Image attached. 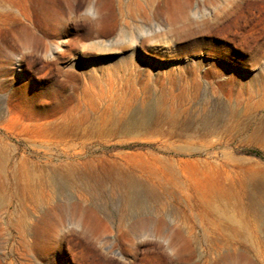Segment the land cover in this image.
<instances>
[{
	"label": "rangeland",
	"instance_id": "1",
	"mask_svg": "<svg viewBox=\"0 0 264 264\" xmlns=\"http://www.w3.org/2000/svg\"><path fill=\"white\" fill-rule=\"evenodd\" d=\"M11 1L0 264H264V196L251 203L264 192V0H191L183 15L167 0L142 21L97 0ZM128 176L143 182L140 209L122 196ZM211 187L258 219L226 220L236 208L204 204Z\"/></svg>",
	"mask_w": 264,
	"mask_h": 264
},
{
	"label": "bare ground",
	"instance_id": "2",
	"mask_svg": "<svg viewBox=\"0 0 264 264\" xmlns=\"http://www.w3.org/2000/svg\"><path fill=\"white\" fill-rule=\"evenodd\" d=\"M10 4L6 5L5 8L2 9V4L0 2V29L3 28L5 25L6 30H13V15L16 16L17 13H15V9L13 7L14 4L11 0H9ZM157 0H127L126 3L124 0H97L96 5L98 10L108 9L111 16L116 15V12L120 15L134 19L135 21H142L143 19H149L150 15H157L158 11L164 8L162 7L167 0H159V3L154 5V2ZM170 1V6L168 7V10L170 11H176L180 15L186 14V12L189 9L191 0H168ZM2 6V7H1ZM116 9V10H115ZM98 13V12H97ZM127 23V22H126ZM142 30V29H141ZM4 52V49L0 46V51ZM124 105L125 108L131 107V102L124 101V99H121L120 105ZM140 108H143L141 111L137 112V114L133 115L128 121L127 126L134 127V126H143L148 121V116L151 113L150 108H161V104L159 101H153L152 103H144ZM219 116V114L212 113L210 115H203L202 120L204 122L211 121L212 119H216ZM177 113L173 112L170 116L171 121H177ZM175 134H180V131H176ZM169 133V132H168ZM195 133V132H194ZM190 134V133H189ZM172 165L173 163H169ZM153 179H155L153 177ZM123 183V192L122 196L124 198V201L126 202L127 207H136L140 209V202L143 200V197L145 194L144 192V186L142 185L143 182H141L138 178H133L132 176H128L125 179L121 180ZM208 187V186H207ZM26 193L28 196H35V198L38 199H44L47 195L46 191H44L42 188L38 189H32L30 186L26 188ZM147 196L151 197L153 194L151 192H147ZM261 196H264V192L261 194L253 193L251 196V203L252 204H258L261 199ZM202 201L203 203H211L216 200H221L223 202L232 203L236 210L238 209V212L236 213V210L233 209V213L226 212L224 210L223 216L226 220L233 222V223H241L246 221H253L254 219H258L257 215L250 211V209L247 206H242L239 204V202L234 201L233 196L226 192L222 187H216L208 189V191L205 192L203 195ZM58 221H55V223ZM144 220L139 217L135 221V226H139L142 224Z\"/></svg>",
	"mask_w": 264,
	"mask_h": 264
},
{
	"label": "trees",
	"instance_id": "3",
	"mask_svg": "<svg viewBox=\"0 0 264 264\" xmlns=\"http://www.w3.org/2000/svg\"><path fill=\"white\" fill-rule=\"evenodd\" d=\"M252 152H253L254 154H256V155H261L260 152H259L258 150H253Z\"/></svg>",
	"mask_w": 264,
	"mask_h": 264
}]
</instances>
